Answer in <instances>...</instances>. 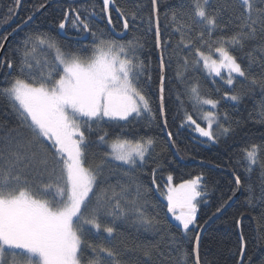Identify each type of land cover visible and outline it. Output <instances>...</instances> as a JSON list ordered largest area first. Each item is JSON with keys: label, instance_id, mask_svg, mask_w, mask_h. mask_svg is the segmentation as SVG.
Segmentation results:
<instances>
[{"label": "trees", "instance_id": "trees-1", "mask_svg": "<svg viewBox=\"0 0 264 264\" xmlns=\"http://www.w3.org/2000/svg\"><path fill=\"white\" fill-rule=\"evenodd\" d=\"M50 1L23 0L18 21L0 37V52L8 36ZM111 1L114 31L106 18ZM18 4L0 0V30L13 20ZM157 8L166 73L164 118L176 149L184 160L232 172L242 185L236 204L204 234L200 264H240L242 258L243 264H264V0H251L250 11L241 0H157ZM68 15L64 38L60 28ZM84 27L90 34L87 41L81 39ZM108 49L130 62L133 88L148 102V114L116 122L90 121L74 113L82 134L64 145L47 141L12 99L11 86L23 83L48 95L70 92L60 57L89 62ZM221 50L233 55L244 73L233 87L209 79L199 67L200 54L215 56ZM161 85L154 0L60 2L18 32L4 51L0 194H24L54 211L64 209L69 201L67 151L84 144V166L93 173L95 187L72 224L79 240V264H195L200 230L238 193L229 174L177 160L164 131ZM206 100L219 103L229 132L212 146L197 137L189 119L199 121V103ZM102 140L153 147L144 164L129 167L111 159ZM255 149L257 155L252 156ZM169 179L176 185L201 179L204 204L196 218L180 221L185 226L193 221L189 229L177 223L178 213L171 215L179 206L170 207L163 199ZM23 259L18 263L27 264ZM3 262L12 263L10 253Z\"/></svg>", "mask_w": 264, "mask_h": 264}, {"label": "rangeland", "instance_id": "rangeland-1", "mask_svg": "<svg viewBox=\"0 0 264 264\" xmlns=\"http://www.w3.org/2000/svg\"><path fill=\"white\" fill-rule=\"evenodd\" d=\"M241 2L250 11L251 0ZM74 28L80 32L78 27ZM60 58V65L71 86L70 92L48 95L23 83H15L10 88L12 99L47 141L64 145L71 138L82 134L81 128L75 123L74 113L90 121L116 122H127L133 117L148 114V102L133 88L130 62L114 49L100 50L89 62L68 56ZM199 67L206 77L221 79L228 87H233L238 79L244 77L233 55L224 50L215 56L200 54ZM192 95L197 104V87L192 88ZM226 100L237 101L233 97H227ZM199 112V121L189 118L190 124L195 127V134L206 145H216L220 138L229 133L223 127L219 103L201 101ZM101 143L107 146L111 159L129 167L144 164L153 147L151 143L107 144L105 140ZM84 148V144L76 143L67 151L69 201L64 209L54 211L46 202L31 200L24 194L13 198H5L0 194V264L5 263L3 257L9 253L11 264H19L23 258L27 264H79V240L72 224L95 187L93 173L84 166ZM252 153V156H256L257 149ZM163 199L170 207L197 209L193 213L176 215L177 221L188 223L198 216L204 204L201 179L178 185L169 179Z\"/></svg>", "mask_w": 264, "mask_h": 264}, {"label": "water", "instance_id": "water-1", "mask_svg": "<svg viewBox=\"0 0 264 264\" xmlns=\"http://www.w3.org/2000/svg\"><path fill=\"white\" fill-rule=\"evenodd\" d=\"M22 1L23 0L19 1L18 10H17V13H16L15 17L13 18V20L8 25L4 26L0 30V37L18 21V18L20 16V12L22 10ZM88 1H90V0H52L51 2L46 4L32 19H30L27 23H25L24 25H22L19 28H17L15 30V32H13L12 34H10L8 36V38L6 39V41H5V43H4L3 47H2V50L0 52V64H1L2 60H3V55H4V51H5L6 47L10 43L11 39L16 35V33L22 31L26 26H28L31 23H33L34 21H36L50 7H52L53 5L58 4L60 2H70V3H75V4H83V3H87ZM112 4H113V1L109 2V4L107 5L106 18H107V22H108L109 27L113 30V25H112V22H111L110 16H109V8H110V6ZM154 9H155L156 36H157V42H158V59H159V63H160L161 71H162L161 110H162L164 131H165L166 137L168 139V142H169V144L171 146V149H172L175 157L177 158V160L179 162H181L182 164H186V165L196 164V165L206 166V167H210L212 169L224 172L226 174H229L231 177H233V179L235 180V182L237 183V186H238V193L236 194V196L227 204V206L223 210H221L219 213H217L215 216H213L209 220V222L199 232V235H198V238H197V242H196V247H195V264H200V261H199V248H200V243H201V240H202L204 234L206 233V231L208 230V228L211 225H213L216 221H218L220 218H222L236 204V202L238 201V199H239V197H240V195L242 193V185L240 183L239 178L236 175H234L232 172H229V171H227L225 169H221V168H218V167H216L214 165H210V164H207V163H204V162H200V161H197V160H184V159H182L180 157V155H179V153H178V151L176 149V146L174 144V141H173V139H172V137L170 135V132H169L167 126H166V122H165V118H164V94H165L164 88H165V83H166V73H165V66H164L163 57H162V44H161V35H160V30H159L157 0H154ZM69 22H70V16H68L66 22L60 28V34L64 38L67 37V28H68ZM124 24H125V27H126V30H127V23L124 22ZM84 30L86 31V34L81 39L84 40V41H87V39L89 38L90 34H89V31H88V29L86 27H84ZM115 34H117V33L115 32ZM196 211H197V209H194V208H189V207H185V206H179V207L173 208L171 210V215L173 216L176 213H193V212H196ZM173 220L176 221L175 218H173ZM177 223L180 226H182L184 229H189L190 227L193 226V223L190 226H185V225H183L180 222H177ZM243 249L245 250L244 245H243ZM240 264H243V258H242Z\"/></svg>", "mask_w": 264, "mask_h": 264}, {"label": "bare ground", "instance_id": "bare-ground-1", "mask_svg": "<svg viewBox=\"0 0 264 264\" xmlns=\"http://www.w3.org/2000/svg\"><path fill=\"white\" fill-rule=\"evenodd\" d=\"M19 1H20V0H19ZM50 2H51V1H50ZM22 4H23V1H22ZM47 4H48V3H47ZM18 6H19V4H18ZM42 8H43V7H42ZM42 8H41V9H42ZM106 8H107V6H106ZM41 9H40V10H41ZM17 10H18V9H17ZM40 10H39V11H40ZM154 10H155V9H154ZM39 11H38V12H39ZM38 12H37V13H38ZM16 13H17V12H16ZM37 13H36V14H37ZM36 14H35V15H36ZM35 15H34V16H35ZM34 16H33V17H34ZM68 16H69V15H68ZM33 17H32V18H33ZM32 18H31V19H32ZM67 18H68V17H67ZM66 20H67V19H66ZM27 22H28V21H27ZM27 22H26V23H27ZM65 22H66V21H65ZM65 22H64V23H65ZM23 25H24V24H23ZM125 30H126V27H125ZM14 32H15V31H14ZM16 34H17V33H16ZM208 222H209V221H208ZM208 222H207V223H208ZM192 223H193V225H194V222H193V221L191 222V224H192ZM207 223H206V224H207ZM191 224H190V225H191ZM206 224H205V225H206ZM205 225H204V226H205ZM204 226H203V227H204ZM198 235H199V234H198ZM197 237H198V236H197Z\"/></svg>", "mask_w": 264, "mask_h": 264}]
</instances>
